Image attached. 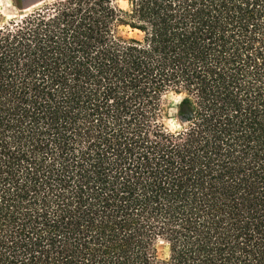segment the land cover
I'll use <instances>...</instances> for the list:
<instances>
[{
  "label": "trees",
  "instance_id": "16d2710c",
  "mask_svg": "<svg viewBox=\"0 0 264 264\" xmlns=\"http://www.w3.org/2000/svg\"><path fill=\"white\" fill-rule=\"evenodd\" d=\"M0 264H264V0L1 21Z\"/></svg>",
  "mask_w": 264,
  "mask_h": 264
},
{
  "label": "rangeland",
  "instance_id": "374dc122",
  "mask_svg": "<svg viewBox=\"0 0 264 264\" xmlns=\"http://www.w3.org/2000/svg\"><path fill=\"white\" fill-rule=\"evenodd\" d=\"M20 1V0H19ZM42 0H23V7L16 5L14 0H0V22L17 15H20L28 11L31 7L36 6ZM22 2V0H21ZM178 97L176 95L170 94L165 98V103L170 106L169 113L170 117L166 118L165 121L170 127H175L177 120L175 119L176 109L175 103L177 102Z\"/></svg>",
  "mask_w": 264,
  "mask_h": 264
}]
</instances>
